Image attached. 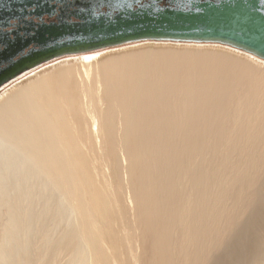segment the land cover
Segmentation results:
<instances>
[{"label":"bare ground","instance_id":"bare-ground-1","mask_svg":"<svg viewBox=\"0 0 264 264\" xmlns=\"http://www.w3.org/2000/svg\"><path fill=\"white\" fill-rule=\"evenodd\" d=\"M0 91V264H264L263 60L144 41Z\"/></svg>","mask_w":264,"mask_h":264},{"label":"water","instance_id":"water-1","mask_svg":"<svg viewBox=\"0 0 264 264\" xmlns=\"http://www.w3.org/2000/svg\"><path fill=\"white\" fill-rule=\"evenodd\" d=\"M144 41L264 61V0H0V89L59 58Z\"/></svg>","mask_w":264,"mask_h":264},{"label":"rangeland","instance_id":"rangeland-1","mask_svg":"<svg viewBox=\"0 0 264 264\" xmlns=\"http://www.w3.org/2000/svg\"><path fill=\"white\" fill-rule=\"evenodd\" d=\"M1 92V91H0Z\"/></svg>","mask_w":264,"mask_h":264}]
</instances>
